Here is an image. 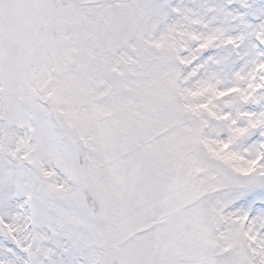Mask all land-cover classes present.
I'll return each mask as SVG.
<instances>
[{
	"label": "snow or ice",
	"instance_id": "1",
	"mask_svg": "<svg viewBox=\"0 0 264 264\" xmlns=\"http://www.w3.org/2000/svg\"><path fill=\"white\" fill-rule=\"evenodd\" d=\"M0 264H264V0H0Z\"/></svg>",
	"mask_w": 264,
	"mask_h": 264
}]
</instances>
